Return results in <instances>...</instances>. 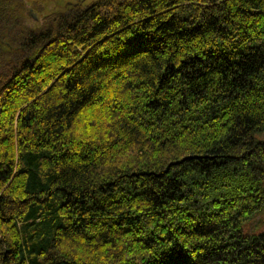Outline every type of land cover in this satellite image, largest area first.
<instances>
[{
	"label": "trees",
	"instance_id": "1",
	"mask_svg": "<svg viewBox=\"0 0 264 264\" xmlns=\"http://www.w3.org/2000/svg\"><path fill=\"white\" fill-rule=\"evenodd\" d=\"M15 4L0 264H264V0Z\"/></svg>",
	"mask_w": 264,
	"mask_h": 264
},
{
	"label": "rangeland",
	"instance_id": "2",
	"mask_svg": "<svg viewBox=\"0 0 264 264\" xmlns=\"http://www.w3.org/2000/svg\"><path fill=\"white\" fill-rule=\"evenodd\" d=\"M77 0H27L25 2L27 12L29 14V11L32 10L34 7H38L39 5L41 8L39 9H33L35 12L38 13V19L41 21V19L48 15L51 12H54L55 10H58L59 6H63L68 2H75ZM93 0H87L85 3V6L87 4H90ZM37 2V3H36ZM58 6V7H57ZM18 18L20 19H27L26 25L28 27H33L36 28L37 25H40L39 22L33 21V18L28 15V18L26 17V14H22L21 12L18 13L17 15ZM257 139L261 140L264 142V133L257 135ZM264 208H262L261 213L255 216V218L252 221H249L244 224L243 227V233L244 234H258L261 232V225L260 222L264 220ZM257 223V224H256Z\"/></svg>",
	"mask_w": 264,
	"mask_h": 264
},
{
	"label": "flooded vegetation",
	"instance_id": "3",
	"mask_svg": "<svg viewBox=\"0 0 264 264\" xmlns=\"http://www.w3.org/2000/svg\"><path fill=\"white\" fill-rule=\"evenodd\" d=\"M2 0H0V2H1ZM7 1H11V3H13V2H16V4H15V8L16 9H18V2L19 3H21V8H20V10H21V13L22 14H26V17L28 18V12H27V8H26V4H25V2H27V0H7ZM86 1L87 0H77V1H75V2H68V3H66L65 5H63V6H57L58 7V10L57 11H60V12H63V13H68L69 12V10H76V9H78V10H84V9H86L90 4H87L86 6H85V3H86ZM37 3V2H36ZM39 8H41V6L39 5L38 6ZM38 7H34V8H32V10L33 9H39ZM55 12V11H54ZM18 13H19V9L18 10H16V16L18 15ZM29 13H30V11H29ZM51 13H53V12H51ZM51 13H49L48 15H50ZM30 16V15H29ZM40 19V18H39ZM39 19H37V20H35V19H33V21H35V22H39L40 20ZM25 22H27V20L26 19H23Z\"/></svg>",
	"mask_w": 264,
	"mask_h": 264
},
{
	"label": "water",
	"instance_id": "4",
	"mask_svg": "<svg viewBox=\"0 0 264 264\" xmlns=\"http://www.w3.org/2000/svg\"><path fill=\"white\" fill-rule=\"evenodd\" d=\"M29 15H30L33 19H35V20L38 19V13L35 12L34 10H30Z\"/></svg>",
	"mask_w": 264,
	"mask_h": 264
}]
</instances>
